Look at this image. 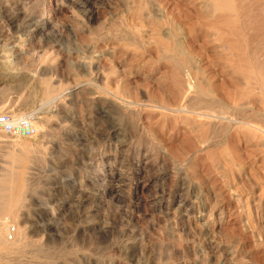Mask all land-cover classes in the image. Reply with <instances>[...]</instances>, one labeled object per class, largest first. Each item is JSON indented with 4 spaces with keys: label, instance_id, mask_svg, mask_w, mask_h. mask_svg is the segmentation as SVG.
I'll return each mask as SVG.
<instances>
[{
    "label": "rangeland",
    "instance_id": "rangeland-1",
    "mask_svg": "<svg viewBox=\"0 0 264 264\" xmlns=\"http://www.w3.org/2000/svg\"><path fill=\"white\" fill-rule=\"evenodd\" d=\"M32 1L28 36L0 0V116L40 125L1 131L14 264H264V0Z\"/></svg>",
    "mask_w": 264,
    "mask_h": 264
},
{
    "label": "bare ground",
    "instance_id": "bare-ground-1",
    "mask_svg": "<svg viewBox=\"0 0 264 264\" xmlns=\"http://www.w3.org/2000/svg\"><path fill=\"white\" fill-rule=\"evenodd\" d=\"M36 4L37 3H34V1H32V0H23V2H21V0H17V7L14 8L15 9L14 11H15V14L17 15V17H23L24 19L25 18L27 19V21H26L27 23H26V25H24V27L27 26L26 28H28L30 30V31L27 30V32H26V34L28 36H30L31 34H33V35L40 34V33H42V31H45V30L48 29V24L45 23V21H43V19H41V17H40L41 15L37 13L38 8L37 9L35 8V5ZM29 13H31V14H29ZM11 16H12V19H13V16L14 15H11ZM11 23H14V21H11ZM21 29H23V27L21 25L20 26H17L16 31H21ZM14 42H16V43L19 44V45L15 46V47L16 48H20L21 47L20 44L23 43L22 42V37H17V39H15ZM28 81H31V83H32L34 81V79L33 78H29ZM83 86L78 85L76 87V89L82 88ZM71 91L72 90H70V91H68L66 93L64 92V94H58L56 96H53L51 99L49 98L50 97L49 96L48 98L50 99L49 100L50 102H48L49 103V107L48 108H55L58 104H60V102L62 101V99H65V97L67 96L66 94L70 93ZM48 98H47V100H48ZM48 103H47V105H48ZM43 106L44 105H42V107ZM207 112H209V111H207ZM205 115L208 116L209 114H207L205 112ZM219 119H221V118H219ZM26 120H29V123L32 125V127L35 130V132L38 133L39 132V129H40V125H38V122L39 121L38 122H32L31 121V118H28V116H27ZM17 121H18V119L12 120L11 123L12 124H16ZM251 130H253V131H261V129H259L257 127L256 128L253 127V128H251ZM5 134H7V133H5ZM9 136H10L9 139H12V138H16L17 137V136H15L13 134H9ZM35 136L37 137L36 134H35ZM35 136H33L31 138H35ZM2 138H3V133L0 130V141H1ZM17 138H20V137H17ZM4 141H5V139H4ZM19 142L20 141L18 139H15V140L12 139V141H11V143L14 144V145L17 144V143H19ZM15 198H16V194H14L12 196H9L7 199L0 198V264H14V263H16L21 258L20 257L21 256V253H23V251L26 248H29V247L32 246V245L29 246L27 243H25L23 241L21 235L19 234L20 228L18 226L20 225V223L16 220V218L14 217L15 219H13V220L10 219L9 217L7 218V216H8L7 214L13 215L15 213V212H12L13 203L16 202L15 201ZM81 199H82V197H81ZM37 245H39V244H37ZM31 251H32L31 253L34 256L39 255V254H41V246H38L36 250H34L33 248H31ZM28 253H30V252H28Z\"/></svg>",
    "mask_w": 264,
    "mask_h": 264
},
{
    "label": "built area",
    "instance_id": "built-area-1",
    "mask_svg": "<svg viewBox=\"0 0 264 264\" xmlns=\"http://www.w3.org/2000/svg\"><path fill=\"white\" fill-rule=\"evenodd\" d=\"M0 130L17 137L28 138L35 135V130L29 123V120L25 119L16 124H12L10 117L7 115L0 116Z\"/></svg>",
    "mask_w": 264,
    "mask_h": 264
}]
</instances>
